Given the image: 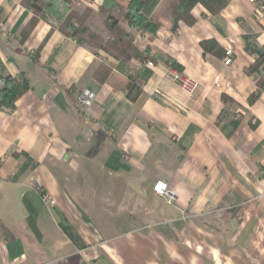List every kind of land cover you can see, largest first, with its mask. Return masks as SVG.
<instances>
[{"label":"crops","instance_id":"1","mask_svg":"<svg viewBox=\"0 0 264 264\" xmlns=\"http://www.w3.org/2000/svg\"><path fill=\"white\" fill-rule=\"evenodd\" d=\"M256 9L198 5L193 25L137 35L160 59L131 62L142 85L133 101L124 75L96 82L101 60L51 22L21 43L33 14L0 0V61L31 85L0 110V264H264V91L249 101L264 71L247 73L264 56ZM84 91L96 95L89 108Z\"/></svg>","mask_w":264,"mask_h":264},{"label":"trees","instance_id":"2","mask_svg":"<svg viewBox=\"0 0 264 264\" xmlns=\"http://www.w3.org/2000/svg\"><path fill=\"white\" fill-rule=\"evenodd\" d=\"M73 2L74 0H22L23 6L33 16L21 34V43L26 42L40 20L51 22L53 28L76 41L78 45H88L96 56L102 54L103 60L93 74L96 82L106 84L112 82L111 78L115 73L124 75L126 81L121 88L133 101L138 100L142 94V85L131 62H146L155 58L150 56V48L141 51L137 47V35L155 36L165 24H169L173 32L178 31L180 22L193 25L196 19L192 12L198 5L212 14L220 13L228 5V0H103L98 14L106 29L104 36L93 31L87 24L93 11L85 9L79 13L73 9ZM64 5H67V14L60 11V6ZM258 6L264 8L262 1ZM46 40L35 52V60H38ZM163 60L174 70L182 71L175 60ZM261 70L264 71V56L247 73L257 74ZM30 88V81L24 74L15 77L7 74L0 61V110H15L16 103ZM263 91L264 75L257 82V90L251 95L250 103L254 104Z\"/></svg>","mask_w":264,"mask_h":264},{"label":"built area","instance_id":"3","mask_svg":"<svg viewBox=\"0 0 264 264\" xmlns=\"http://www.w3.org/2000/svg\"><path fill=\"white\" fill-rule=\"evenodd\" d=\"M250 2L253 4H256L255 0H250ZM255 16L262 22V26L264 30V8L257 5V9L255 10ZM233 55H234L233 50L230 49L227 51V56L225 59L226 66H231L234 63ZM149 66L152 67L153 64L149 63ZM175 79L180 80L182 88L191 94L196 90L198 86V84L192 81L191 79H182L180 75H177V74H175ZM95 100H96V95L91 91H84L77 98L78 103L84 108L91 107L93 103L95 102ZM36 187L39 191H42L43 189V185L41 184L40 181H36ZM154 190L160 195H165L166 194L165 192H167V185L162 184L160 182L154 187ZM41 195L46 205L50 207H53L56 205V201L53 198H51L47 193L43 192ZM172 202L173 200L171 199L170 203Z\"/></svg>","mask_w":264,"mask_h":264},{"label":"rangeland","instance_id":"4","mask_svg":"<svg viewBox=\"0 0 264 264\" xmlns=\"http://www.w3.org/2000/svg\"><path fill=\"white\" fill-rule=\"evenodd\" d=\"M101 1H103V0H101ZM255 1H256V4L257 5H260L261 1L264 4V0H255ZM99 3H100L99 0H74V2L72 3V7H73V9L77 10L79 13H82L83 10H85V9H91L93 11V13L91 14V16L89 17V19L87 20V24L89 25L91 19L93 18V21H95V24L96 25H99L100 21L102 22L101 18L99 17V14H98V11H99L98 5H99ZM60 9H61L60 10L61 12L67 14V12H68L67 11V5L60 6ZM95 15H96V17H94ZM102 24H103V22H102ZM102 26H103V28H101L102 31L101 32L100 31L98 32V31L94 30L89 25V27L93 31H95V32H97V33H99L101 35L106 36V29H105L104 25H102ZM85 46L89 48L88 45H85ZM97 57H98L99 60H103L102 54L100 56H97ZM82 253L85 256H87V257L89 256L90 257V255L92 254V251H87V252L86 251H82Z\"/></svg>","mask_w":264,"mask_h":264}]
</instances>
